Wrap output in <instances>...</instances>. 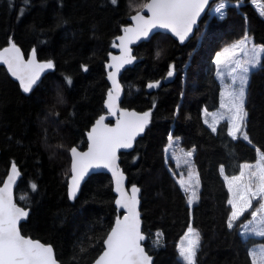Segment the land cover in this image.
I'll list each match as a JSON object with an SVG mask.
<instances>
[{
  "label": "trees",
  "instance_id": "16d2710c",
  "mask_svg": "<svg viewBox=\"0 0 264 264\" xmlns=\"http://www.w3.org/2000/svg\"><path fill=\"white\" fill-rule=\"evenodd\" d=\"M227 1L242 5L228 6L223 19L207 13L190 40L180 42L159 33L134 46L135 63L121 78L126 91L123 107L151 113L132 147L121 151L120 164L129 185L142 190L145 247L155 257L154 264H184L177 244L189 226L200 235L196 264H252L250 253L264 247V237L251 234L255 222L248 225L259 200L252 199V208L228 227L227 201L234 197L224 179L239 175L245 163L255 165L257 149L264 153V56L245 89L248 116L243 131L252 144L227 134L230 93L240 81H234L232 67L217 64L215 56L246 36L264 48V18L252 0ZM148 2L0 0V49L15 43L27 57L35 49L39 62L54 65L40 72L27 93L0 67V187L14 162L20 175L16 201L21 204L18 196L26 194L27 203L21 205L30 211L22 232L53 246L62 264H93L122 215L107 174L91 176L78 199H70L71 149L87 147L90 128L106 113L107 63L115 52L113 45L130 17ZM169 71L174 73L171 82ZM66 78H71V85ZM156 82L158 87H148ZM213 123L216 132L209 127ZM169 136L195 151L201 192L193 210L170 171L173 163L166 162ZM243 171L247 181L256 169ZM251 181L255 191L258 177ZM262 215L264 210L257 221ZM158 232L164 245L151 251L150 239Z\"/></svg>",
  "mask_w": 264,
  "mask_h": 264
},
{
  "label": "snow or ice",
  "instance_id": "6c2138e0",
  "mask_svg": "<svg viewBox=\"0 0 264 264\" xmlns=\"http://www.w3.org/2000/svg\"><path fill=\"white\" fill-rule=\"evenodd\" d=\"M209 0H151V3L145 5L151 13L149 18L141 15H136L132 19L138 21L136 27L125 28L124 36L117 39L120 40V47L124 49V55L121 57H113V64H109V68H114L115 72H110L108 78L112 81L113 87L116 89V97H113L112 91L108 92V107H113L114 99L119 96V85L116 81V73L124 64L133 62L134 57L130 55V50L127 48V43L132 40L139 39L140 37H147L153 28H161L170 31L183 42L192 30V25L196 22V17L202 11L204 6L208 4ZM112 4H116L117 0H111ZM225 7L221 4L215 9L216 12L222 14V9ZM260 14L264 16V8H261ZM22 15V13H21ZM248 38L234 43L230 49H225L216 57L217 64L223 63L228 59L227 53L235 55V50L240 49L243 51L245 42ZM116 46L115 44L113 45ZM264 51V49H262ZM32 58L27 62L22 58L20 49L15 43H11L10 47L4 48L0 51V63L7 65L8 70L13 76L20 80L24 92H30L32 86L39 79L40 71L45 68L54 67L51 61L47 63H37L35 56V49L31 53ZM252 67L260 66L259 60L253 58L248 61ZM84 71L87 67L84 66ZM242 72L245 74L240 78V87L233 93H230L231 102L228 106L230 116L227 118L230 122L227 134L233 140L242 138L249 144L252 141L246 131L248 112L245 110V89L247 85V73L249 67L242 66ZM172 72H168L171 76ZM67 84L71 85V78H66ZM159 82L149 84V88L158 87ZM59 102H63L62 97H58ZM58 115V114H57ZM126 117L122 122L117 123L116 128H107L103 125L104 117H100L96 121L97 127H94L89 133V139L92 141V146L88 152L78 153L75 148L71 149L73 156L72 170L76 175L72 178L71 196L75 198L76 192L79 189V181L87 170L93 166L100 168H108L113 171V175L117 176L116 191L120 192L121 199L116 200V204L127 210V214L123 219L117 218L116 225L111 229L109 234L104 239L106 250L96 260L95 264H151L152 257L147 255L144 248L141 246L140 241L145 239L140 231L139 213L136 211V206L139 201L136 194L139 191L135 186L132 187V194L130 197L125 198V193L121 188L122 173L118 174L115 165L117 159L116 152L120 148H131L136 136L143 132L148 123L150 112H145L142 115L135 112H125L122 114ZM207 122V121H206ZM212 132H216L215 124H210ZM239 134V135H238ZM171 143L173 138L168 137ZM194 151V149H193ZM259 158L255 165L243 164L239 175L224 176L228 185V191L233 194V199L227 202L231 205L230 216L228 219V227L232 228L233 222L239 219L248 209L252 208V199H257L260 202L257 207L250 213L251 219L248 225L255 226L251 229V234L264 237V215L260 216L257 221V216L261 210H264V153L259 149ZM191 152L187 155L191 156ZM254 168L256 171L249 173V179L244 180L245 172L243 169ZM12 175L8 176V183L0 188V264H58L54 257L53 248L50 245H45L38 240L26 238L21 235L18 225L21 220L28 218L29 212L24 207L17 206L13 202L11 194V183L14 176L18 175V170L13 162L11 165ZM221 174L224 173V168H220ZM258 177L259 183L256 185V190H252L251 177ZM199 184L198 178L195 185ZM33 191L36 190L35 184L31 185ZM185 192L189 191L188 188L184 189ZM26 199V197H22ZM193 199H198L195 190L188 200L189 205L193 203ZM162 233H157V236ZM187 240V246L184 241ZM199 249V232L192 226L187 228V233L181 240V245L178 249L179 256L182 258L184 264H196V253ZM84 249H81L83 251ZM252 256V264H264V247L259 252L253 251L250 253Z\"/></svg>",
  "mask_w": 264,
  "mask_h": 264
},
{
  "label": "water",
  "instance_id": "95a60500",
  "mask_svg": "<svg viewBox=\"0 0 264 264\" xmlns=\"http://www.w3.org/2000/svg\"><path fill=\"white\" fill-rule=\"evenodd\" d=\"M216 1H218V0H209L208 4H206V5L204 6V8L202 9V11H201V12L199 13V15L196 17V22L192 25V30H191V32L188 33V35L186 36V38H185L184 41L190 40V39H192V38L195 36L197 30L200 28V25H201L202 20L204 19L205 15L208 13L209 9L211 8V5H212L213 3H215ZM148 3H151V0H149ZM148 3H147V4H148ZM136 15L144 16V17L147 19V18H149V17L151 16V13L148 11V9H147L146 7H144L139 13L134 14V15H132V16L130 17V22H131V23H130L128 26H126L125 28H133V29H134V28L136 27L138 21L132 19V17H134V16H136ZM159 33L169 35V36H171L174 40H176V41H180V39H179L178 37H176L174 34H172L170 31H168V30H166V29L153 28V29L149 32V34H148L147 37H143V36H142V37H140L139 39L132 40L131 42L127 43V48L130 50V55H131L132 57H134V46L139 45V44H141V43H148V42H150L151 39H152L156 34H159ZM124 35H125V32L123 31V33H122L120 36H124ZM120 36H119V37H120ZM180 42H181V41H180ZM120 43H121L120 40L117 39V44H116V46H115V52H114L113 54L110 55V57H109V61H108V63H107V76H106V79H107V82H108V84H109V86H110V91H112V94H113V97H114V98L116 97L117 93H116V89L113 87V83H112V81L108 78V74H109L110 72H115V69H114V68H109L108 65L114 63V61H113V59H112L113 57H121V56L124 55V49H123L122 47H120ZM8 47H10V46H8ZM5 48H7V47H5ZM18 48L20 49V52H21L22 58L24 59L25 62H27L28 60H30V59L32 58L31 55L27 57V56L25 55V53L23 52V50H22L20 47H18ZM3 49H4V48H1L0 51H3ZM35 59H36V62H37V63H44V62H39L36 56H35ZM134 63H135V58H134V60H133L132 63H130V64H124V65L120 68L119 72L116 73V77H115V78H116L117 84L119 85V96H118V98L114 99V101H113V107H112L111 109H109V107L107 106V105H108V95H107V98H106V101H105V109H106V113H104L103 115L100 116V117H102V116L104 117V120H103L102 123H103V125L107 126V128H116V127H117V123H118V122H122V121L126 118V117H124L122 114L125 113V112H129V113L131 112V111H129L128 109L124 108L123 105H122V102H123V100H124V97H125V93H126V91H125V88H124V86H123V84H122V82H121V78H122V75L124 74V72H125L129 67H131ZM2 66L5 67V69L7 70V72L9 73V75H10L11 77L17 79V78H16L15 76H13V75L11 74V72L8 70L7 65L0 63V67H2ZM45 69H48V68H45ZM45 69H43L42 71H44ZM42 71H40V72H42ZM173 79H174V73H172L171 76H168V77H167V82H171ZM17 80H18V79H17ZM19 81H20V80H19ZM35 85H36V83H35L32 87H34ZM141 115H142V114H141ZM100 117H99L97 120H99ZM97 120H96V121H97ZM148 122H149V118H148ZM94 127H97L96 122L92 125V127L90 128V131H89L88 134H87V147H86L85 149H81V148H79V147H73V148L76 149V151H77L78 153H85V152H88V151H89V148L92 146V141L89 139V133H91V131H92V129H93ZM137 136H138V135H137ZM137 136H136V138H137ZM136 138H135V139H136ZM123 149H124V148H120V149L117 150V152H116V157H117V159H116V161H115V165H116V168H117V170H118V174H119V173H122V174H123V175H122V178H121V188H122V190H123L124 193H125V198L131 196V194H132L131 190H132V187H133V186H135L136 188L139 189V191H138L137 194H136V198H137V200L139 201V203H138L137 206H136V211L139 213V219H140V231H141V233H142V234L144 235V237H145V239H144L143 241H140V244H141V246L144 248V250H145V252L147 253V255H149V256L152 257L151 264H154L155 257H154L153 255H151V254L147 251V249H146V247H145V242H146V240H147V236H146V234L144 233V226H143L142 215H141V208H142V190H141L140 187L137 186V185H129L127 174L124 172V170H123V168L121 167V164H120V153H121V151H122ZM72 162H73V156H72V153H71V176H70V179H69V181H68V195H69V197H70V199H71L72 201H75V200L78 199V197L80 196V194H81V192H82V189H83L84 184L88 181V179H89L91 176L96 175V174H107V175H109V176L111 177L112 181H113L114 194H115V196H116V200L121 199V194H120V192H117V191H116V187H117V183H116V181H117V176L113 175V171L110 170V169H108V168H103V167L97 168V167H95V166L89 168V169L87 170V172L83 175V178L80 179V181H79V189H78V191L76 192L75 198H72V196H71V194H70V193H71V188H72V178H73L74 175H76V173H74L73 170H72ZM9 175H12V172H10V173L7 175V177L5 178V180H4V182H3V185H2L0 188H3L4 185H5L6 183H8V176H9ZM19 178H20V175H19V173H18V175H15V176H14L13 182L11 183V194H12L13 202H14L17 206H20V205L16 203V195H15V191H16V187H17V184H18ZM116 200H115V201H116ZM20 207H22V206H20ZM115 207L117 208V210H118L120 213H122V215H121V217H120V219L122 220L123 217H124V215L127 214V210H126L125 208H121V207H119V206L116 204V202H115ZM190 208H191V207H190ZM25 210H27V211L29 212V214H30V211H29L28 209H25ZM191 210H193V208H191ZM28 217H29V215H28ZM27 219H28V218H27ZM27 219H26V220H27ZM26 220H21V221H20V224L18 225V227H19V229H20L21 235L25 236L26 238H31V237H27L26 235H24L23 232H22V229H21L22 224H23ZM116 221H117V220H116ZM115 225H116V222H115L113 228L115 227ZM31 239H33V238H31ZM33 240H35V239H33ZM38 241H40V240H38ZM40 242L43 243L42 241H40ZM43 244H45V243H43ZM45 245H48V244H45ZM50 246H51V245H50ZM104 246H105V244H104ZM51 247L53 248L54 257H55V259L57 260L58 264H62V263L58 260V258H57L56 251H55L54 247H53V246H51ZM105 250H106V246H105L104 251H105ZM104 251H103V252H104ZM103 252L99 255V257L103 254ZM99 257H98V258H99ZM98 258H97V259H98ZM97 259H96V260H97ZM96 260L94 261L93 264H95Z\"/></svg>",
  "mask_w": 264,
  "mask_h": 264
},
{
  "label": "rangeland",
  "instance_id": "374dc122",
  "mask_svg": "<svg viewBox=\"0 0 264 264\" xmlns=\"http://www.w3.org/2000/svg\"><path fill=\"white\" fill-rule=\"evenodd\" d=\"M221 4L225 5V7L222 9V14L215 11V9L219 7ZM251 4L255 7L259 15L262 18H264V16L260 14L261 8H264V0H252ZM230 5L236 6L239 8L242 5V3H229L227 0H218L211 6V8L208 11V14L210 17L216 16L219 19H223L226 16V8ZM246 37L248 39L245 42L243 51H241L240 49H236L235 55H231V53H227L226 55L228 56V59L224 60L223 63L232 67L234 71V81H240L241 76L245 75L241 70L242 66L249 67V72L247 73V77H248L247 83H249L252 72L255 71L259 66L252 67V65L249 64L248 61L252 60L253 58H256L257 60H259V65H260V62L264 56V51H262V49L264 48L260 45H256L253 42V40L249 38L248 36ZM231 45L226 46L221 51L217 52L215 56L217 57L221 53H224L225 49H230ZM165 152H166V162L167 163L172 162L174 165L173 168L169 166L170 171L172 175L175 177L183 193L185 194L187 201L191 197L192 191L193 190L196 191L198 199H193V203L189 205L191 208H193L198 203L199 198H200V192H201L200 177H199V173H198L195 160H194L195 151L186 150L184 147L181 146L179 139H173L171 143L169 142L168 146L165 149ZM188 152L192 153L191 156L187 155ZM197 178L199 180V184L195 185V181ZM185 188H188L189 191L185 192L184 190ZM22 197H26V199H22ZM18 199L20 202H22L21 204L26 205L27 203L26 194L19 195ZM16 203L19 204L17 201ZM21 204L19 205L24 207ZM184 236L179 240L177 244V249H179L181 245V240L184 238ZM163 245H164L163 235L157 236V233H156L154 237L150 239L149 247L151 251H157ZM184 245L187 246V240L184 241ZM199 248H200V235H199ZM178 258L181 262H183L180 256H178Z\"/></svg>",
  "mask_w": 264,
  "mask_h": 264
}]
</instances>
